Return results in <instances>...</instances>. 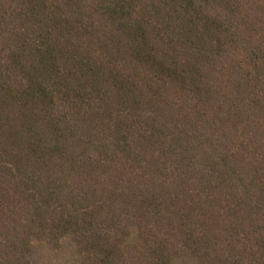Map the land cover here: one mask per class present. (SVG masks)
<instances>
[{"label": "trees", "instance_id": "1", "mask_svg": "<svg viewBox=\"0 0 264 264\" xmlns=\"http://www.w3.org/2000/svg\"><path fill=\"white\" fill-rule=\"evenodd\" d=\"M0 264H264V0H0Z\"/></svg>", "mask_w": 264, "mask_h": 264}]
</instances>
